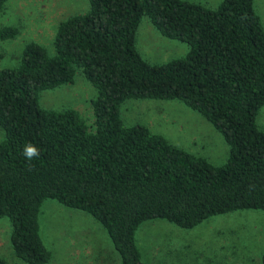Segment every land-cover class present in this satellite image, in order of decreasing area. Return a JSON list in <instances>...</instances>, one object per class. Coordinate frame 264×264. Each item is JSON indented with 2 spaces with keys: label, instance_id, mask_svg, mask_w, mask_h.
<instances>
[{
  "label": "trees",
  "instance_id": "16d2710c",
  "mask_svg": "<svg viewBox=\"0 0 264 264\" xmlns=\"http://www.w3.org/2000/svg\"><path fill=\"white\" fill-rule=\"evenodd\" d=\"M88 3L58 22L52 53L31 40L16 65L0 68V217L9 220L15 255L26 264L52 258L40 232L46 198L97 219L120 264H146L136 238L146 219L189 228L213 214L264 210V131L256 123L264 25L254 0ZM144 15L187 51L148 61L136 45ZM18 31L0 26V39ZM78 71L96 89L91 125L73 107L40 103L43 89L73 81ZM129 98L178 99L197 110L228 143L227 159L213 163L144 123L125 124L121 104ZM28 143L41 152L31 164L22 155Z\"/></svg>",
  "mask_w": 264,
  "mask_h": 264
},
{
  "label": "rangeland",
  "instance_id": "374dc122",
  "mask_svg": "<svg viewBox=\"0 0 264 264\" xmlns=\"http://www.w3.org/2000/svg\"><path fill=\"white\" fill-rule=\"evenodd\" d=\"M193 1L216 6L221 0ZM88 7V0H6L0 26L14 25L19 31L13 38L0 39V68L16 65L31 40L52 53L58 22ZM254 7L264 25V0H254ZM136 45L152 63L181 56L188 49L185 41L164 36L146 15L137 27ZM95 94V86L78 71L73 81L43 89L40 103L54 109L73 107L91 125ZM121 115L125 124L144 123L213 163L227 159L229 145L221 132L178 99L129 98L121 104ZM256 123L264 131V104ZM2 137L0 126V140ZM39 221L41 235L52 252L46 264H120L104 226L88 212L46 198ZM9 232L8 218L0 217V257L7 264H26L13 252ZM136 238L146 264H261L264 210L244 208L213 214L189 228L164 218L146 219L137 228Z\"/></svg>",
  "mask_w": 264,
  "mask_h": 264
},
{
  "label": "clouds",
  "instance_id": "9594fccd",
  "mask_svg": "<svg viewBox=\"0 0 264 264\" xmlns=\"http://www.w3.org/2000/svg\"><path fill=\"white\" fill-rule=\"evenodd\" d=\"M22 155L25 157V160L31 164L33 160H36L41 156V152L35 145L28 143L23 148Z\"/></svg>",
  "mask_w": 264,
  "mask_h": 264
}]
</instances>
